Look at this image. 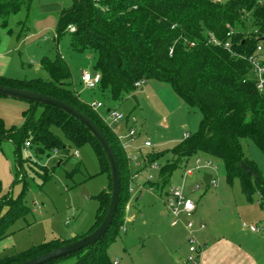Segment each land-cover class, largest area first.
Returning a JSON list of instances; mask_svg holds the SVG:
<instances>
[{
	"label": "trees",
	"instance_id": "1",
	"mask_svg": "<svg viewBox=\"0 0 264 264\" xmlns=\"http://www.w3.org/2000/svg\"><path fill=\"white\" fill-rule=\"evenodd\" d=\"M32 0H0V26L7 28L12 16ZM76 31L70 33L69 26ZM231 34L230 36L228 34ZM213 34L221 42L230 40L231 50L209 42ZM70 36V48L77 53L91 51L95 55L94 70L102 75L96 88L102 95L111 94L113 103L134 97L135 84L141 80L166 83L192 110L201 113L198 131L172 149L145 155L147 164L171 155L162 165L158 190L172 185L174 173L195 156L220 160L226 179L232 184L239 179L244 195L253 202V195L262 196L264 178L254 162L246 157L243 139H250L264 153V96L252 79L250 63L239 56L253 55L264 38V0H73L58 17L56 38ZM1 44V35H0ZM41 68L49 79H21L0 75V85L42 93L74 106L86 114L104 133L118 159L121 174V195L113 224L96 245L47 264L72 260V264H114L108 247L123 227L131 199L132 170L127 152L114 129L108 126L81 93L73 87L72 71L67 61L57 54L45 58ZM2 99V97H0ZM24 123L7 129L0 118V143L15 147L16 163L23 167L22 151L27 145L52 155L58 151L68 158L73 150L91 145L99 157L101 173H106L110 192L103 190L94 224L76 238H55L12 255L0 257V264H19L75 242L93 233L106 217L111 202L110 168L97 140L74 117L50 105L28 103ZM41 115L36 119L37 111ZM63 163V161L61 160ZM244 162L252 167L260 182L242 169ZM61 163V164H62ZM81 169L67 172L74 179ZM51 178H42L43 182ZM3 194L0 181V242L10 235L11 227L32 209L22 199ZM153 186V185H152Z\"/></svg>",
	"mask_w": 264,
	"mask_h": 264
},
{
	"label": "rangeland",
	"instance_id": "2",
	"mask_svg": "<svg viewBox=\"0 0 264 264\" xmlns=\"http://www.w3.org/2000/svg\"><path fill=\"white\" fill-rule=\"evenodd\" d=\"M72 3L73 0H32L30 12L24 6L19 14L10 18L7 28L0 26V50L8 53L0 62V67L6 68L14 78L47 80L50 78L48 73L37 67L43 59H54L60 54L72 71L73 87L89 105L93 101H102L106 108L114 107L122 113L136 116L138 133L135 143L137 147L139 144L142 147L132 153L138 157L172 149L185 139L186 133L191 136L195 134L202 118L201 113L190 109L166 83L147 80L135 94L139 105L132 97L121 104L113 103L109 92L102 95L96 89L84 88L80 76L84 70L92 69L94 53L72 51L69 35L59 40L56 38L60 11L57 7L52 8L53 4H59L63 10L70 8ZM97 113L103 115L105 109ZM40 115L41 109L37 111L36 119ZM122 127L117 125L116 128L120 131L123 129L121 132L126 135L127 131ZM242 145L246 157L254 162L264 178V153L250 139H243ZM75 152H78V157ZM72 155L68 158L59 152L55 156L54 151L48 155L28 146L22 151L21 167L16 163L14 145L11 142L0 143L3 194L9 193L17 199L23 193L24 182L28 183L22 199L32 209L11 227L10 235L0 242V257L55 238L70 239L84 234L94 224L100 207L98 195L103 190L110 192L108 176L101 173L99 157L91 145L73 150ZM200 157L211 161V166L195 171L193 176H187L186 179L183 178L185 167H182L172 177V184L183 187L197 203L198 212L193 220L206 223L209 231L219 234L217 240H229L220 242L221 247L231 243V250L235 254L229 255L219 264H263L264 240L248 234L242 228L243 223L260 226L264 222V208L258 204L259 195L255 193L253 202L248 201L239 179H234L232 184L227 182L226 171L220 160L203 155ZM169 159L171 155L167 154L158 162L162 166ZM78 163L81 165L79 174L74 179L68 178L67 172H74ZM194 166L195 159L192 158L188 167ZM206 173L212 174L215 180V184L210 187L204 183ZM50 174V180L43 182L42 178H48ZM146 175L147 171L141 173L140 178L145 179ZM133 186L125 223L108 247L111 261L119 264H178V256L185 261L189 255L188 232L182 227L174 228L170 216L162 215L165 210L162 199L150 190L138 192V187ZM84 189L89 193V198L84 197ZM216 245V249L220 247ZM204 251L203 245L202 254ZM211 263L217 264L214 257H211Z\"/></svg>",
	"mask_w": 264,
	"mask_h": 264
},
{
	"label": "built area",
	"instance_id": "3",
	"mask_svg": "<svg viewBox=\"0 0 264 264\" xmlns=\"http://www.w3.org/2000/svg\"><path fill=\"white\" fill-rule=\"evenodd\" d=\"M67 30L70 33H74L76 28L75 26L71 25ZM228 35L230 36L231 34L229 33ZM209 42L217 46L224 45L227 50L232 52L230 40L227 42H221L213 34H210ZM239 57L247 60L250 63L252 79L256 83L259 92L264 96V38L258 44L253 55L249 57ZM101 81L102 75L98 71L91 70L82 73L81 83L87 90L96 89L100 85ZM145 82V80L137 82L135 84L136 89H141ZM91 107L97 112H100L101 109L106 110V112L101 115V117L108 126L114 129L117 127V125H120L126 129V135H118V138L122 143L123 148L127 152L129 145H126L124 140L127 139L128 141L133 142L135 141L136 135L138 133L136 128L138 119L136 116L122 113L114 107L107 109L102 101H93ZM189 136L190 135L186 133L185 138H188ZM146 144L151 146L149 142ZM28 146L29 145H27V147ZM58 154V151H54L55 156ZM75 155L78 157V152H75ZM127 155L129 158V163L136 170L132 173V182L135 181V178H137L139 174L147 171L145 182L141 184L140 187L141 189L152 191L155 195H157L158 198L163 200L166 211L171 218L172 226L175 227L180 225L182 223L183 217H187L188 221L186 223V229L188 232L189 255L186 258L185 263L201 264L200 257L203 251V244L198 239V231L200 228H204L205 225L202 223L198 226L195 220H193L194 214L197 210V205L194 200L190 198L188 193L184 191L183 187L181 186L172 184L163 190L157 189L155 185H157L159 182V175L162 169V166L158 161L147 164L143 154L141 157H138L134 153L129 155L127 152ZM193 159H195V166L191 168L188 167V164L185 166L184 179H186L187 176H193L195 171H201L202 169H206L211 166V161H205L200 156H195ZM211 184H215V181L213 180ZM243 228L248 229L253 233L264 231L263 226L247 225L246 223L243 224ZM114 264H119V262H114Z\"/></svg>",
	"mask_w": 264,
	"mask_h": 264
},
{
	"label": "water",
	"instance_id": "4",
	"mask_svg": "<svg viewBox=\"0 0 264 264\" xmlns=\"http://www.w3.org/2000/svg\"><path fill=\"white\" fill-rule=\"evenodd\" d=\"M0 97L22 101L26 103H33L35 106L50 105L74 117L76 120L81 122L85 126V128L91 133V135L97 140L98 144L103 149V152L106 156L110 168L111 202L109 205L108 213L104 218L102 224L93 233L75 242L54 249L46 254H43L41 256L19 264H47L54 260H58L60 258L75 254L76 252L81 251L89 246L96 245L102 238H104L109 228L113 224L114 218L119 207L121 195V174L119 163L109 140L104 135L102 130L86 114H84L74 106L70 105L69 103L64 102L60 99L34 91L12 88L3 85H0ZM133 100L137 105H139L136 96L133 97ZM240 166L249 175V177L254 178L256 181L260 182V178L252 167L248 166L244 162L240 163ZM212 181L213 176L211 174H206L204 176V183L206 186H210ZM83 195L85 198H89V193L86 191V189L83 190ZM76 236L77 235L73 236L72 238H76Z\"/></svg>",
	"mask_w": 264,
	"mask_h": 264
},
{
	"label": "crops",
	"instance_id": "5",
	"mask_svg": "<svg viewBox=\"0 0 264 264\" xmlns=\"http://www.w3.org/2000/svg\"><path fill=\"white\" fill-rule=\"evenodd\" d=\"M57 7V8H56ZM52 8H56L58 9L60 12L62 11L61 9V6L59 4H53V7ZM59 12V14H60ZM0 48H1V44H0ZM8 53L7 51L5 52H2L0 50V62H2L3 58H5V56H7ZM94 61H95V58H94ZM94 64L95 62L93 63V66H92V69L91 70H94ZM4 67V66H3ZM37 68H41V64L37 67ZM6 69V68H5ZM4 68H1L0 67V75H4V76H8V77H13L11 74H8V71L5 70ZM91 70H84L83 72L85 71H91ZM82 72V73H83ZM82 76V74H81ZM81 76H80V81H81ZM29 108V104L26 103V102H22V101H17V100H13V99H5V98H2L0 99V118L3 120L4 124H5V127L7 129H10L12 127H20L23 123H24V112ZM108 109V108H107ZM106 112V110H105ZM124 128V127H122ZM123 129H121L122 131ZM114 131L116 132L117 135H123V133L118 130V128H114ZM124 136V135H123ZM124 143L126 145H129L128 147V154L130 155L132 152H134L137 148H140V146L142 147V145L139 144V147H137V143H135V141L133 142H130L128 141L127 139L124 140ZM130 167H131V170H132V173L135 172V168L130 164ZM206 174H209V173H206ZM205 174V175H206ZM212 175V174H211ZM213 180H214V177H213ZM215 181V180H214ZM145 182V179L143 178H140V174L137 178H135V181L133 182V185H136V187H138V192H141L142 189L140 187L141 184H143ZM131 186V194H132V191H133V187L134 186ZM212 185V184H211ZM210 185V186H211ZM180 186V185H179ZM210 186H207V187H210ZM243 192V191H242ZM141 194V193H139ZM244 194V193H243ZM260 197V200L258 201V204L264 208V206L261 205V202H262V196L257 193ZM189 195V193H188ZM246 197V196H245ZM247 198V197H246ZM248 200V199H247ZM249 201V200H248ZM196 203V202H195ZM197 204V203H196ZM165 208V207H164ZM129 209V204H128V208L127 210ZM127 212V211H126ZM198 212V206H197V210L195 212V214ZM194 214V215H195ZM162 215L164 217H168L169 214L167 213L166 211V208L165 210L162 212ZM126 220V219H125ZM186 223H187V217H183L182 219V223L178 226H175L174 228H179V227H182V229L186 230L187 232V229H186ZM197 225L199 226L200 224H204L205 227L204 228H200L199 231H198V239L199 241L204 245L205 247V251L204 253L202 254V257H201V261L200 263L201 264H212L211 263V257L213 258L214 257V261H216L217 264L219 263H223V261L225 259L228 258L229 255H234L235 254V251L234 250H231V243H227V245L224 247L222 246L221 247V244L220 242H225L224 240H226V242H229L228 239H221V240H217L219 238V234L217 233H213L211 230L209 231L207 229V224L204 223L203 221L201 222H197ZM244 224V223H243ZM242 224V226H243ZM260 226H263L264 227V222L260 225ZM243 228V227H242ZM244 229V228H243ZM246 232L252 236H256V237H260L264 240V231H261L259 233H253L251 232L250 230L248 229H245ZM225 235L229 236L230 233H224ZM223 234V235H224ZM224 238V236H223ZM215 244V245H214ZM216 244H218V247L216 249ZM178 264H183V262L185 263L184 260H182V258L180 256H178L176 258ZM186 264V263H185ZM264 264V263H263Z\"/></svg>",
	"mask_w": 264,
	"mask_h": 264
}]
</instances>
